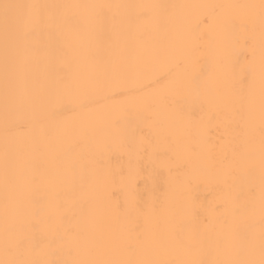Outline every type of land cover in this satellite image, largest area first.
<instances>
[{"label":"snow or ice","instance_id":"snow-or-ice-1","mask_svg":"<svg viewBox=\"0 0 264 264\" xmlns=\"http://www.w3.org/2000/svg\"><path fill=\"white\" fill-rule=\"evenodd\" d=\"M181 8L218 22L220 75L192 63L207 41L176 38ZM0 44V234L17 257L0 264H264V0H0ZM64 105L104 115L54 127ZM47 251L68 258H26Z\"/></svg>","mask_w":264,"mask_h":264},{"label":"bare ground","instance_id":"bare-ground-1","mask_svg":"<svg viewBox=\"0 0 264 264\" xmlns=\"http://www.w3.org/2000/svg\"><path fill=\"white\" fill-rule=\"evenodd\" d=\"M11 2H37V3H161V4H179V5H211V4H259V0H11ZM177 15L182 19V25L185 29H189L190 32L186 36L179 35L176 30L174 34L176 38L181 40L185 46L193 47L197 39H202L208 42V49L206 55L197 54L192 63L195 64L197 69L203 68L205 71L211 73L216 72L220 75L222 69L219 66L213 67V63L210 57H213L216 53L214 41L217 37L218 22H213L209 19L207 24L201 23L202 18L209 14V9L203 8H181L175 10ZM105 38H108L106 34ZM167 70V64L161 63L154 65L152 70L145 73L142 77L143 80L155 79L160 73ZM258 75V70H257ZM134 86V85H129ZM51 111L55 112L56 115L50 119V123L55 127L57 123L62 128H74L79 126L82 122L88 120H96L103 117V111L81 113L78 109L64 105L56 107ZM30 114L26 111H20L14 114L13 120L21 125L25 124L29 119ZM258 127V121H257ZM21 139L20 143H23ZM4 103H3V67H2V44H0V167H2V158L4 152ZM201 199L208 196V191L205 188L200 189ZM209 199L211 197H208ZM3 189L0 185V225H2L3 217ZM203 218V217H202ZM258 221V217H257ZM258 228V223H257ZM17 258L13 255H5L2 234H0V260ZM26 258L53 261L67 259L65 255H61L54 251L41 252L38 254H28ZM169 258H177L170 256ZM207 258H213L211 255Z\"/></svg>","mask_w":264,"mask_h":264}]
</instances>
